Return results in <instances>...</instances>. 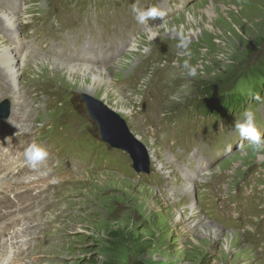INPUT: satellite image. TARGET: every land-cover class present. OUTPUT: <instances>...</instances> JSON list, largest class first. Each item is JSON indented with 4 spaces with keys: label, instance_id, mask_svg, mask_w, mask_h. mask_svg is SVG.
<instances>
[{
    "label": "rangeland",
    "instance_id": "1",
    "mask_svg": "<svg viewBox=\"0 0 264 264\" xmlns=\"http://www.w3.org/2000/svg\"><path fill=\"white\" fill-rule=\"evenodd\" d=\"M156 6L165 8L163 19H155L163 29L157 40L149 39L144 30L151 22L140 24L124 40L122 50H115L121 31L127 32L137 20L133 7L147 11ZM0 12L23 18L17 32L23 49L17 69L22 68L25 54L48 57L45 50L69 33L72 22L80 18L81 24L88 23L91 16L94 32L105 28L109 45L117 54L110 62H93L109 72L110 82L108 88L90 95L80 82L67 79L65 71L53 74L28 67L19 74L22 83L14 88L18 98L13 101L7 88L14 84V76L12 82L0 78V97L4 96L0 101L6 98L15 109L27 107L30 112L26 114L32 115L31 123L22 119L0 122L2 151L6 150L7 156L12 150L11 162L18 167L22 151L18 149L21 143L13 142L14 135L34 133L45 125L40 139L52 156L42 173L19 176L15 172L5 183L27 184L51 170H60L64 163L60 155L85 164L74 179L47 181L36 206L27 208L29 202L21 198L0 216L4 239L33 219L40 220L29 236L19 233L13 245L0 250V264H10L12 247L16 249L22 240H29L30 252L22 264H264V158H258L264 157V144L255 146L245 139L229 151L233 145L227 140L226 128V120L243 111L240 102L257 106L264 99V0H0ZM52 19L58 30L42 31L41 23ZM123 23L128 25L109 32ZM2 27L1 23V41L15 45ZM135 35L136 48L128 50ZM48 36L56 39L48 41ZM73 64L80 63H69ZM205 90L214 99L206 100ZM82 96L100 102L123 121L125 134L146 150L147 159L143 160L151 166L148 176L131 177L126 157L116 151L104 148L95 156L91 147L100 137L99 124L88 114ZM142 109L146 115L154 111L160 125L172 126L174 142L185 135L189 149L196 131L217 134L220 148L214 165L199 172L189 158L175 161L159 146L157 137L142 133L137 116ZM54 133L67 135L74 145L65 147V141L47 139ZM33 140L39 143L36 137ZM96 151L101 153L99 148ZM188 169L193 171L192 197L179 201L175 195L186 184L183 181H188ZM104 174L125 181L110 180L102 177ZM154 176L161 178L163 189L156 188L155 182L147 183ZM108 180L107 184L100 182ZM248 189L251 194L246 195ZM24 190L19 188L20 196ZM14 220L19 221L16 226L11 225ZM208 223L214 226L211 230Z\"/></svg>",
    "mask_w": 264,
    "mask_h": 264
},
{
    "label": "bare ground",
    "instance_id": "2",
    "mask_svg": "<svg viewBox=\"0 0 264 264\" xmlns=\"http://www.w3.org/2000/svg\"><path fill=\"white\" fill-rule=\"evenodd\" d=\"M21 16L23 17L24 15L21 14ZM22 20H23V18H15V16H11V15H8L6 13L3 14V13L0 12V22L3 25L2 28H3V30L5 29L6 31L9 32V34H10L9 41L12 38L13 39L12 40V44H15V45L9 46L7 44V42L4 43L3 41H1L3 37L0 34V41H1V43H0V78H2L3 82H12V80H13L12 76H14V81H13L14 84L9 85L10 87L7 88L9 91L11 90V92L8 93L7 95L8 96L11 95L10 98L13 99V101H15L18 98V89H14V88L18 87L19 84L22 83V80L19 78V74H23L24 71L28 70V67H31V68H33L35 70H38V71H41V70L48 71L49 70V71L53 72V74H56L57 72H60V71H65L66 78L71 80V81H73V82H75V83H79L80 82V84H82V86L85 89V92L88 93V95L94 94L95 90H97V89H102V88L106 89V88H108V84L110 82V78H109V72L105 68H101L98 65L95 66L94 65L95 63L88 62V61L80 63L77 66L74 65V64L72 66H70L69 63H72V62H75V61L71 62L70 59H66L65 62H62V61L59 60L60 57H61V54H58V56H54V54H52L49 51L47 52L48 54H46V55H48V57L39 55L38 53H32V54H28V55H26V54L23 55L22 56V68L21 69L20 68L17 69L16 62H17L18 55L20 54V49H22L21 48V44H20L19 40L17 39V37H18L17 36V32H18L19 24L21 23ZM151 23H152V26H147L146 29H144V30L146 31V34L148 35L149 39L155 41V40H157L156 39L157 35H160L163 32V29H162V27H161V25L159 23H156V21H153ZM149 28H151V31H149ZM209 31H210V34L214 33V31L212 29H210ZM4 32H3V35L5 34ZM153 36H154V38H153ZM136 37H137V35H135L133 37V39L131 40V42L128 44V46H127L128 50L132 51V50H134L136 48V44H137V42L135 41ZM20 38H21V36H20ZM21 41H22V39H21ZM187 42L189 43V41H187ZM187 42L184 41L182 43L188 44ZM49 56H51V57H49ZM52 57H57V58L54 59ZM56 60H58L59 62H62V63L59 64V63H57ZM100 60L103 61V59H96V60H94V62H101ZM116 61H114V63H116ZM63 63H66V64H63ZM13 90H14V92H13ZM3 97L4 96H2L0 98H3ZM22 104H25V102L23 101ZM15 106L18 107L19 104L16 103ZM14 109L15 108L13 107V105L10 106L11 114L12 115L14 114V116L16 118L15 122H19V119L21 118V115H23V113H22L23 111H26L27 113L30 112L27 107H25L24 109H15V110ZM31 116L32 115L30 113L29 114H25L23 116L22 120L24 122H30V117ZM23 138L24 137H21V139H20L21 143H23V140H24ZM38 140L41 141L43 139L39 138ZM43 142H40L37 145V147L46 152L45 145H44ZM21 145H22V148L29 149V147L26 144H21ZM44 158L50 159V156L46 155ZM258 158H259V160H262L264 157L259 156ZM167 160H169V158ZM22 164H23V168H24V165L27 164L28 165L27 171H30L32 173L37 171V170H39V169H43L44 168V164H38V162L33 164V166H29V162L26 159V156L22 157ZM18 171H19V174L22 173L21 170L18 169ZM206 172L207 171H205V173ZM168 175L169 174H165V176H167V177H168ZM102 177L107 178V179L115 178V179H119V180L125 181L121 176L119 177L117 175L104 174V175H102ZM199 177H200V175H199ZM53 181L56 182V180H53ZM40 182L41 183H38L36 185L37 194L29 202V204L27 205V208L31 209L32 207H34L38 203H40V201H39L40 200V196L46 190L44 188L47 187L46 186L47 179H42V180H40ZM100 182L104 183V184L110 183L109 180H108V182H105V181H100ZM183 182H186V184L182 185V187L177 190V194L175 195L176 198L179 201H184V200H186V198L192 197V193H193V191H192V186H193L192 182H190V181H183ZM15 185L16 184H13V183H5L4 179L0 180V188L3 186V189H6V187H11V186H15ZM29 185H30V183L25 185V190H27L28 194H31L35 189H33V188L28 189ZM10 190H14V189H10ZM2 200H5L4 196H0V210L2 208H5V205L2 202ZM193 201L194 200H191L190 203H192ZM48 206H50V205H48ZM23 208H24V206H23ZM39 211H41V210H39ZM8 212H6V214ZM21 216H23V215H21ZM33 216H34V214H33ZM40 216H42L41 212H40ZM15 221L16 220H14L12 222L15 223ZM39 221L40 220L37 218V219L34 220L33 224L38 225ZM207 227L211 230V228H213L214 226L211 223H208ZM29 234H28V236H29ZM231 235H233V233ZM28 243H29V240H25L24 253H27V250H29V247H27ZM28 253H30V252H28ZM31 263L34 264V261H31Z\"/></svg>",
    "mask_w": 264,
    "mask_h": 264
},
{
    "label": "water",
    "instance_id": "3",
    "mask_svg": "<svg viewBox=\"0 0 264 264\" xmlns=\"http://www.w3.org/2000/svg\"><path fill=\"white\" fill-rule=\"evenodd\" d=\"M82 97L90 117L99 124L101 138L111 146L128 152L137 171L147 172V164L144 162L146 161V150L141 145L133 143L130 140L132 138L125 134L123 121L100 102L86 96ZM6 110V105L1 104L0 116L7 115Z\"/></svg>",
    "mask_w": 264,
    "mask_h": 264
},
{
    "label": "clouds",
    "instance_id": "4",
    "mask_svg": "<svg viewBox=\"0 0 264 264\" xmlns=\"http://www.w3.org/2000/svg\"><path fill=\"white\" fill-rule=\"evenodd\" d=\"M133 12L136 13V19L141 24H144L149 17H157L159 15H162V13H160L156 8H151L148 9L147 11H142L133 7ZM149 31H151V28H149ZM252 122H253V114L251 112L245 113V123L249 126L248 128L245 129V133H246L245 138L251 140L253 145L260 146L264 144V141L261 140L260 134L256 131ZM237 127H240V125H237ZM46 155L47 153L45 151H43L42 149L38 148L35 145L30 146L29 149H27L25 152L26 159L31 164H35L37 161L43 160Z\"/></svg>",
    "mask_w": 264,
    "mask_h": 264
},
{
    "label": "trees",
    "instance_id": "5",
    "mask_svg": "<svg viewBox=\"0 0 264 264\" xmlns=\"http://www.w3.org/2000/svg\"><path fill=\"white\" fill-rule=\"evenodd\" d=\"M204 96H205V99L206 100H208V99H214V97H215V96H212L211 93H210V91H208V90H205ZM245 103H246L245 100H243L239 104H241V106H244Z\"/></svg>",
    "mask_w": 264,
    "mask_h": 264
}]
</instances>
